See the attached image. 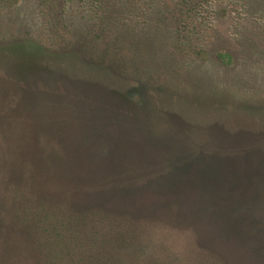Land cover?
Wrapping results in <instances>:
<instances>
[{"label":"rangeland","instance_id":"obj_1","mask_svg":"<svg viewBox=\"0 0 264 264\" xmlns=\"http://www.w3.org/2000/svg\"><path fill=\"white\" fill-rule=\"evenodd\" d=\"M245 1L0 0V45L54 53L0 54V264H264V0ZM52 224L73 246L54 259Z\"/></svg>","mask_w":264,"mask_h":264},{"label":"trees","instance_id":"obj_2","mask_svg":"<svg viewBox=\"0 0 264 264\" xmlns=\"http://www.w3.org/2000/svg\"><path fill=\"white\" fill-rule=\"evenodd\" d=\"M46 1H47V3L50 2V0H46ZM92 2H93V5H96L99 7L100 6L103 7L104 4H106V0H92ZM259 3H260V0H247V1H245V5L247 7H250V8L256 7ZM47 5H49V4H47ZM260 6L264 7V5L262 6V4H260ZM257 9H259V8L257 7ZM1 47H5V50H3V52L1 51ZM74 52H75V50H70V52L65 54V56H72V57L74 56V58H77V57L79 58L81 56V55L73 54ZM1 53L5 57H7L8 59L9 58L14 59V57L18 54L22 55L25 60H27V59L35 60L36 66H39V67H44V66L46 67L47 64H45V63H47V61L49 60L48 57L49 56L51 57L54 55V53L51 55V53L48 52V49H46V46L41 44L40 42H32V41L27 42V40L25 38H22L20 40L14 41V42H9L8 44L0 45V54ZM218 56L221 59H226L227 57H231L230 54H225L222 52H219ZM32 58H34V59H32ZM13 79L17 80L18 82H21V84L24 83L25 80H28V79H23L22 77H13ZM29 85L30 86L32 85V83L30 81H29ZM138 103L141 104L143 102L138 100ZM46 225L49 228V226L51 224H50V222H47ZM52 226H53V228H55V230H57L58 232H61V233H57L56 238H55V240H56L55 242L57 244V249L54 253L51 252L52 255L50 258L54 259V258H60L61 255H66L67 253L72 252L73 246H71L69 244V240L67 239L66 233L63 232L66 230L64 228L63 224H61L60 226H55L52 224Z\"/></svg>","mask_w":264,"mask_h":264}]
</instances>
